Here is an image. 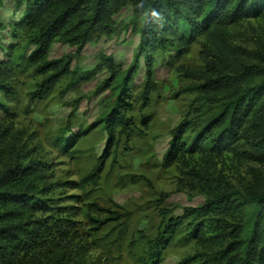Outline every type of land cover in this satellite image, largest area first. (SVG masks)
Masks as SVG:
<instances>
[{"label": "trees", "instance_id": "trees-1", "mask_svg": "<svg viewBox=\"0 0 264 264\" xmlns=\"http://www.w3.org/2000/svg\"><path fill=\"white\" fill-rule=\"evenodd\" d=\"M0 0V94L15 96L13 79L19 69H32L41 80L29 93L43 99L65 78L80 82L91 72H78L75 58L96 34L113 31L115 16L132 5L140 43L130 65L121 68L112 56L102 55L109 76L97 92L111 90L107 108L89 125L58 139L65 150L83 135L103 129L110 146L124 137L129 143L137 129L136 105L144 109L158 90L156 54L190 50L198 37L209 41L201 63L188 70L197 83L198 101L172 130L173 143L164 156L167 165L199 179L204 201L182 213L165 217L147 243L142 264H160V252L182 227L199 251L178 264H264V174L253 169L254 182L240 191L212 184V162L229 153L264 165V65L242 60L232 42L231 27L250 17L264 16V0H14L16 21L3 20ZM20 12V14H18ZM13 39L4 49V31ZM56 42L75 48L52 58ZM16 50L24 62H16ZM158 56V55H157ZM141 59L144 64L142 85ZM15 111L0 99V264H91L78 240L79 228L60 197H54L51 163L38 149L25 144L12 125ZM106 155L103 156V158ZM103 158L73 187L96 182ZM55 183V184H54ZM100 214L91 217L94 229L121 217L119 210L91 203ZM102 217V218H101Z\"/></svg>", "mask_w": 264, "mask_h": 264}, {"label": "rangeland", "instance_id": "rangeland-1", "mask_svg": "<svg viewBox=\"0 0 264 264\" xmlns=\"http://www.w3.org/2000/svg\"><path fill=\"white\" fill-rule=\"evenodd\" d=\"M14 0H2L1 16L9 22L16 21ZM19 11L18 14H20ZM132 5L115 16V26L109 34H96L84 47L74 64L78 72H91L88 80L77 82L71 78L61 80L43 99L32 101L40 76L32 69L21 68L13 79L15 96L0 99L16 113L11 121L22 141L38 149L51 163V181L67 182L55 185L54 197L62 204L73 206L67 213L79 228L78 240L85 246L91 264H142L147 259V243L154 238L165 217L182 213L187 206H197L204 201V191L199 179L181 172L177 165H167L164 156L173 143L172 130L184 119L198 101L199 93L190 87L197 83L188 70L201 63L207 38L198 37L190 50L177 56L175 50L156 54V81L158 90L144 109L139 103L133 116L137 129L131 141L123 137L116 145L102 129L78 137L71 147L60 149L59 137L68 136L95 121L107 108L113 97L111 90L97 92L100 84L109 76L102 66V55L112 56L121 68L130 65L140 43V35L134 23ZM232 42L242 60L250 64L264 65V16L250 17L231 27ZM13 39L4 31L1 42L6 49ZM75 48L56 42L51 57L74 53ZM22 51L16 50L13 59L23 63ZM158 55V56H157ZM1 57H4L0 53ZM140 77L135 82L142 85L144 64L141 59ZM106 155L104 158L103 156ZM103 158L100 177L96 182L73 187L87 176ZM253 169L264 165L224 153L212 162V184L242 191L254 182ZM55 184V183H54ZM91 203L119 210L121 217L94 229L91 217H99ZM102 218V217H101ZM199 251L187 229L180 228L160 252V264H178L186 256Z\"/></svg>", "mask_w": 264, "mask_h": 264}]
</instances>
